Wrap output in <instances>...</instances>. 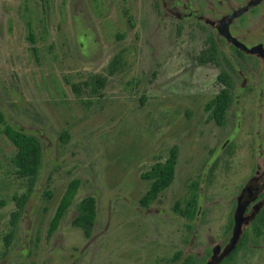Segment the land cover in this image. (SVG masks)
I'll list each match as a JSON object with an SVG mask.
<instances>
[{"label": "rangeland", "instance_id": "rangeland-1", "mask_svg": "<svg viewBox=\"0 0 264 264\" xmlns=\"http://www.w3.org/2000/svg\"><path fill=\"white\" fill-rule=\"evenodd\" d=\"M231 12L233 37L264 48V0H0V109L43 144L8 247L15 197L27 184L0 125V264H175L177 251L209 252L208 261L228 244L241 190L264 172L263 59L235 63L225 126L205 109L222 88L220 69L196 57L213 33L232 58L215 28ZM175 146L172 185L141 206L150 186L142 174ZM73 179L74 203L49 234ZM195 190L198 212L188 220L175 205L184 209ZM86 196L97 200L90 238L72 225ZM233 264H264V236Z\"/></svg>", "mask_w": 264, "mask_h": 264}, {"label": "trees", "instance_id": "trees-1", "mask_svg": "<svg viewBox=\"0 0 264 264\" xmlns=\"http://www.w3.org/2000/svg\"><path fill=\"white\" fill-rule=\"evenodd\" d=\"M222 38V37H221ZM223 40V38H222ZM232 58L226 55L220 48L216 35L209 33L205 39V46L196 57L198 64H213L220 69L217 77L218 82L222 85L219 93L206 104V111L209 112L210 118L218 125L225 126L228 122L229 111L233 104V92L237 85V70L235 63L238 65L248 62L247 56L239 49L231 46ZM250 63V61L248 62ZM99 84L103 81L98 80ZM0 125L3 126L2 133L16 148V153L12 156V163L16 168V175L25 180L27 184L26 192L21 196L15 197L16 210L12 213L11 226L12 232L6 237V244L9 247L15 230L18 227L20 218L23 215L25 206L30 198L39 179L43 168V144L41 139L33 134L15 128L7 123L4 113L0 109ZM68 139L67 132L63 134ZM178 148L175 146L170 149L169 156L165 162L155 163L149 171L142 174V177L150 181V186L146 194L141 198L140 204L148 207L155 202L159 196L167 190L173 183L175 177V168L177 164ZM80 189V180L73 179L66 191L64 192L55 214L51 220L49 234L58 230L63 218L69 208L73 205L75 197ZM180 202L175 205V210L181 216L188 220H193L198 212L197 192H192L190 199L187 201L184 209L180 207ZM97 219V200L93 196L84 197L77 205V214L72 220L74 227L80 228L87 238L93 234ZM233 227V219L227 228L230 233ZM264 236V204L256 213L253 221L245 227L244 233L237 248L220 264H233L238 253L247 248L251 241ZM209 252L205 256L187 254L180 250L177 251L172 261L175 264H206Z\"/></svg>", "mask_w": 264, "mask_h": 264}, {"label": "water", "instance_id": "water-1", "mask_svg": "<svg viewBox=\"0 0 264 264\" xmlns=\"http://www.w3.org/2000/svg\"><path fill=\"white\" fill-rule=\"evenodd\" d=\"M235 14L231 13L228 16L222 17L215 24L217 32L228 43L235 48L244 52L245 54L257 55L264 61V48L261 45H256L249 48L241 41H238L230 32L229 26ZM264 182V172L249 180L241 191L237 199V207L233 216V229L228 244L222 249L214 252L213 256L206 262V264H220L237 248L241 237L244 233V227L249 222L250 218L247 216V211L250 204L256 200L261 194L260 185Z\"/></svg>", "mask_w": 264, "mask_h": 264}, {"label": "flooded vegetation", "instance_id": "flooded-vegetation-1", "mask_svg": "<svg viewBox=\"0 0 264 264\" xmlns=\"http://www.w3.org/2000/svg\"><path fill=\"white\" fill-rule=\"evenodd\" d=\"M252 11H254V9L252 8L251 9V12ZM232 13V12H231ZM231 13H228V14H225V15H223L222 17H225V16H228V15H230ZM221 17V18H222ZM222 37V36H221ZM223 38V37H222ZM224 39V38H223ZM230 46H232L231 44H230ZM244 53V52H243ZM245 54V53H244ZM246 56H247V58L248 59H250L252 56H254V55H250V54H245ZM264 63V62H263ZM246 81V80H245ZM249 182V181H248ZM247 182V183H248ZM245 187V186H244ZM243 187V188H244ZM260 190H261V194H260V196L256 199V200H254L251 204H250V206H249V208H248V211H247V216L250 218V220H249V222L246 224V226L248 225V224H250L252 221H253V219H254V217H255V215H256V213L259 211V209H260V207L264 204V182L260 185ZM242 191V190H241Z\"/></svg>", "mask_w": 264, "mask_h": 264}]
</instances>
